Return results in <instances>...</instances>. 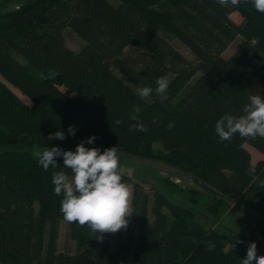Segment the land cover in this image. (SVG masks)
I'll list each match as a JSON object with an SVG mask.
<instances>
[{"label": "trees", "instance_id": "16d2710c", "mask_svg": "<svg viewBox=\"0 0 264 264\" xmlns=\"http://www.w3.org/2000/svg\"><path fill=\"white\" fill-rule=\"evenodd\" d=\"M13 1L18 5L8 9ZM119 1L0 0V264H242L253 241L264 255L255 238L213 226L233 202L264 215V159L253 163L245 146L264 154V139L220 141L215 132L224 113L238 116L249 95L264 96V13L216 0ZM67 29L83 40L79 50L68 46ZM160 77L169 81L167 101L155 91L148 100L135 94L141 85L155 89ZM137 120L147 131L130 129ZM61 130L64 140L49 139ZM92 135V145L165 162L205 190H185L160 175L150 212L149 195L135 181L127 229L97 239L63 219V197L52 184L54 171H70L63 157L47 171L33 157L37 147L75 150ZM122 180L129 186L132 176L122 173ZM63 222L74 252L59 249Z\"/></svg>", "mask_w": 264, "mask_h": 264}, {"label": "clouds", "instance_id": "9594fccd", "mask_svg": "<svg viewBox=\"0 0 264 264\" xmlns=\"http://www.w3.org/2000/svg\"><path fill=\"white\" fill-rule=\"evenodd\" d=\"M216 3L223 7L251 3L256 11L264 13V0H216ZM248 44L255 49L259 39L252 37ZM168 88V79L160 77L156 80L155 89L150 85H141L134 91L141 100H148L155 91L161 102H164L168 100ZM115 123L119 125L122 121L117 119ZM168 127L171 129L173 125L170 123ZM130 129L147 131L144 123L139 120L130 125ZM68 132L75 136V127L69 126ZM215 132L220 141L231 140L237 134L245 139H264V96L249 95L248 103L238 116L231 112L224 113L216 122ZM65 138L62 130L49 134V139ZM96 139L95 135L82 139L74 151H65L59 146L43 150L37 147L33 157L45 171L50 166L55 168L58 165L57 158L63 157V168L70 171L52 173L54 193L63 197L60 206L63 219L69 223L78 222L81 227L87 226L93 233H99L97 239L102 240L105 234L126 230L133 213L130 210L131 190L122 180L123 169L118 148L113 146L101 151L98 147L86 146L94 144ZM248 171L255 179V167L250 166ZM261 184L264 186V181ZM242 264H264V255H258L255 241L249 243Z\"/></svg>", "mask_w": 264, "mask_h": 264}, {"label": "rangeland", "instance_id": "374dc122", "mask_svg": "<svg viewBox=\"0 0 264 264\" xmlns=\"http://www.w3.org/2000/svg\"><path fill=\"white\" fill-rule=\"evenodd\" d=\"M109 1L114 5L120 4L119 0H109ZM18 3L19 2L17 1L11 2L8 6V9L16 7ZM231 17L237 22L241 21V17L236 14H232ZM164 35L177 50L183 53L189 60L193 61L194 63H199V65L202 67V63L195 58V56L190 51V49L187 46H185L179 38L175 37L173 34L169 32H164ZM65 37L68 46L75 50H79L84 44L83 40L70 29L65 30ZM239 44H240V38L237 39L235 42H233L227 48V50H225L223 55L225 57L232 55L235 52V50L238 48ZM8 85L25 102H27L28 104H32L30 99L25 94H23L18 88H16L15 86L9 83ZM60 87H62L63 90H66L64 88V85H60ZM70 94L71 96L76 97L74 93H70ZM87 146L98 147L101 149V151L108 148V146H102V145H87ZM156 146L159 149L161 148L159 144H157ZM245 146L251 152L253 163H257L259 160L264 159V154L258 151L255 147L249 144H245ZM62 149L65 151L69 150L66 148H62ZM118 151L120 155V166L123 169V173L130 174V176H132V182L129 184L131 190L130 210L132 206L133 183L135 181L142 184L144 187V191L149 195L150 212H152L151 210L154 207V202H155L154 193L159 188V182L157 177L160 175L168 176L170 180H172L174 183L178 184L185 190L190 188L198 190L199 192H203V190H205L202 186H200V184L196 183L189 175L184 174L183 172L175 168H172L170 165H168L165 162L133 155L122 150H118ZM179 198H180L179 194H176L174 197L175 200H179ZM237 205H239L238 202H233L231 208L228 211L227 216L222 220V223L215 224L213 226L222 231L227 232L231 230L241 235L255 238L264 247V222L246 214L243 210L237 208L236 207ZM206 219L207 218L205 216L202 220L204 221ZM75 247H76L75 241L72 240L67 233V223L63 222L61 226V233L59 238V249L74 252Z\"/></svg>", "mask_w": 264, "mask_h": 264}, {"label": "water", "instance_id": "95a60500", "mask_svg": "<svg viewBox=\"0 0 264 264\" xmlns=\"http://www.w3.org/2000/svg\"><path fill=\"white\" fill-rule=\"evenodd\" d=\"M236 207L240 208L241 210H243L246 214H248V215H250V216H252V217H254V218H256V219H258V220H260L262 222H264V215H261V214L255 212V211H253L251 209H248V208H246V207H244L242 205H237Z\"/></svg>", "mask_w": 264, "mask_h": 264}]
</instances>
